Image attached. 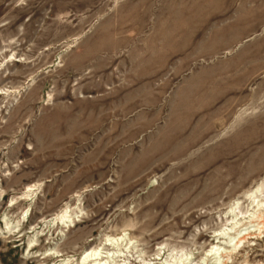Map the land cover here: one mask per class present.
Here are the masks:
<instances>
[{"label":"rangeland","instance_id":"1","mask_svg":"<svg viewBox=\"0 0 264 264\" xmlns=\"http://www.w3.org/2000/svg\"><path fill=\"white\" fill-rule=\"evenodd\" d=\"M100 246L264 264V0H0V264Z\"/></svg>","mask_w":264,"mask_h":264},{"label":"bare ground","instance_id":"2","mask_svg":"<svg viewBox=\"0 0 264 264\" xmlns=\"http://www.w3.org/2000/svg\"><path fill=\"white\" fill-rule=\"evenodd\" d=\"M68 217H69V215L67 214V210L65 209V210H63V211L55 214L52 220L53 221H56L58 223L59 222L66 223L67 222L66 221V218H68ZM244 238H245L244 235L238 236V238L234 242V245L233 246H235V247L238 246V243H240ZM105 245H108V244H105ZM101 247L102 246H100V247H94V248L91 247V248L85 250L82 253V255H81L80 259L78 260V263L77 264H106V260L105 259H107L110 255L108 253L105 254L102 251V248ZM206 252L207 253H211L212 252V254L216 255V257H218L217 255L219 254L220 257L217 258L218 261H219V259H221V258L224 257L222 255L221 251H220V248L219 247L217 248L215 245H213L210 249L206 250ZM210 256H212V255H210Z\"/></svg>","mask_w":264,"mask_h":264}]
</instances>
